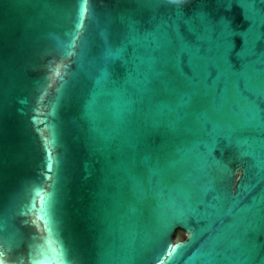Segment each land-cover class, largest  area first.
Masks as SVG:
<instances>
[{"label":"water","instance_id":"water-1","mask_svg":"<svg viewBox=\"0 0 264 264\" xmlns=\"http://www.w3.org/2000/svg\"><path fill=\"white\" fill-rule=\"evenodd\" d=\"M218 13L242 95L214 127L228 80L206 12L0 0L2 264H264V127L245 123L248 100L264 109V0ZM214 144L223 166L197 167Z\"/></svg>","mask_w":264,"mask_h":264},{"label":"snow or ice","instance_id":"snow-or-ice-1","mask_svg":"<svg viewBox=\"0 0 264 264\" xmlns=\"http://www.w3.org/2000/svg\"><path fill=\"white\" fill-rule=\"evenodd\" d=\"M133 3L143 6L145 4L151 5L155 8L174 6L178 16L186 15L191 12L194 16H198L200 19H205L202 13H207V19L212 24L213 27L217 26L219 28V38L215 42V47L218 51L220 57V69L222 76H226L228 80V87L221 91L218 89V96L216 97L219 104H214L211 112L205 113L204 119L206 122L212 123L214 127L219 124L218 119H214L213 112L217 106L222 105L224 108H228L234 99L240 97L242 93L239 89V74L233 73L228 67V59L232 52V36L234 21L227 14L220 15L218 13V8L222 5L225 0H132ZM247 2L252 3L253 0H247ZM161 87L165 91H174L175 88L168 82H162ZM261 102L264 99L258 98ZM246 110L249 114L250 119L245 123H251L258 120L259 125L264 127V109H258L256 101L248 100L246 103ZM244 124V123H243ZM243 124L235 125L234 127L242 126ZM219 131V130H218ZM224 139L231 143V136L225 134ZM218 143V142H217ZM206 151H198L196 153V164L197 167H206L215 171L221 168L222 162L215 160L212 156V151L215 149V144L212 148H208L206 145ZM166 144H161L155 151L158 154L164 153ZM195 149H199L196 147ZM2 264V261H0Z\"/></svg>","mask_w":264,"mask_h":264}]
</instances>
